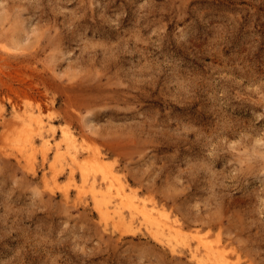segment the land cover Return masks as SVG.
I'll list each match as a JSON object with an SVG mask.
<instances>
[{
  "label": "rangeland",
  "instance_id": "rangeland-1",
  "mask_svg": "<svg viewBox=\"0 0 264 264\" xmlns=\"http://www.w3.org/2000/svg\"><path fill=\"white\" fill-rule=\"evenodd\" d=\"M198 239L264 264V0H0V264H207Z\"/></svg>",
  "mask_w": 264,
  "mask_h": 264
},
{
  "label": "bare ground",
  "instance_id": "bare-ground-1",
  "mask_svg": "<svg viewBox=\"0 0 264 264\" xmlns=\"http://www.w3.org/2000/svg\"><path fill=\"white\" fill-rule=\"evenodd\" d=\"M67 137V136H66ZM69 140V139H68ZM88 164L89 168H91L90 170L93 171H98L99 173L101 172L102 174V178H109V177H114L111 176L112 175V171L110 170L109 167H107V165H105L103 162H101L98 158L95 157H89L86 159V161L84 162V165ZM87 165V166H88ZM86 169V167H82V173H86V171L84 170ZM96 174V172H95ZM94 176V175H93ZM116 177V176H115ZM100 181V180H99ZM109 181V180H107ZM118 182V181H117ZM110 184V183H109ZM120 185V184H119ZM93 186V185H92ZM94 189V187H93ZM109 191V190H108ZM115 191V190H114ZM134 192V191H133ZM97 194V193H96ZM118 194V193H117ZM127 195V194H126ZM111 196V195H110ZM134 195L131 196H127V197H121L119 200L120 202H122V204H125L129 210L131 212H133V214L135 213L136 216L137 214L144 220V223L146 222V225L148 227L149 232L151 233V235L160 241H165L166 243H168L171 247L176 244L177 241V237L175 235H177L176 233H178L175 227V223L172 220H168L166 217L167 215L165 214H160L163 215L162 219H160L159 217L156 216V214L154 215L153 213V209L148 208L149 206H146V204L144 202L141 201H137L133 198ZM97 198V197H96ZM136 198V197H135ZM97 202H99V205L101 206V213L103 214V217H108L111 216L113 218H115V215H117V221L119 222H126L124 221L123 217L118 213L117 210L112 211L110 210V199L108 198V195L103 194L99 199H96ZM115 201V200H114ZM116 202V201H115ZM110 203V204H109ZM118 203V202H117ZM155 207V205H154ZM116 208V207H115ZM156 208V207H155ZM154 208V209H155ZM129 212V211H128ZM166 212V211H165ZM129 214V213H128ZM159 215V214H158ZM165 215V216H164ZM135 216V215H133ZM157 218H156V217ZM163 217L165 219H163ZM170 219V218H169ZM142 220V221H143ZM141 221V220H140ZM131 222V221H130ZM121 224V223H120ZM130 225V224H129ZM135 227V226H134ZM178 236V235H177ZM197 243L195 244V248H193V250L191 251V254L193 256H196L197 250H200V248L202 247L203 251L200 252H204V256L207 260H211L208 261L209 264H216L219 263L221 264V261H224V257L222 254V250L221 248H216V246H214L212 243H210L207 240L204 239H198L196 241ZM177 245V244H176ZM173 249V248H172ZM176 250V249H175ZM174 251V250H173ZM175 253V252H174ZM203 254V253H202ZM215 256V258L213 257ZM203 257V256H202ZM204 258V257H203ZM205 258L203 259L205 261ZM201 260V259H200ZM206 260V261H207ZM212 260L216 261V263H214ZM197 262V261H196ZM202 262V261H201ZM200 262V263H201ZM207 263V264H208ZM204 264V263H203Z\"/></svg>",
  "mask_w": 264,
  "mask_h": 264
}]
</instances>
